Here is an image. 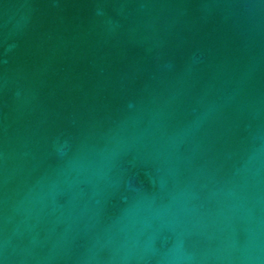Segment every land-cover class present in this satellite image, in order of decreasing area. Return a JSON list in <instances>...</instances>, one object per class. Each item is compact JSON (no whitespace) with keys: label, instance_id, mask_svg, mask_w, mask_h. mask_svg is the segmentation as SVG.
I'll return each mask as SVG.
<instances>
[{"label":"water","instance_id":"water-1","mask_svg":"<svg viewBox=\"0 0 264 264\" xmlns=\"http://www.w3.org/2000/svg\"><path fill=\"white\" fill-rule=\"evenodd\" d=\"M0 264H264V0H0Z\"/></svg>","mask_w":264,"mask_h":264}]
</instances>
